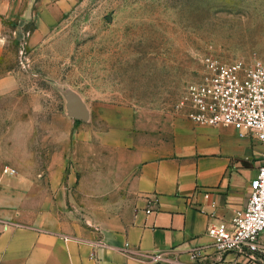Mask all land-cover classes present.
<instances>
[{
    "label": "crops",
    "instance_id": "0c3cea01",
    "mask_svg": "<svg viewBox=\"0 0 264 264\" xmlns=\"http://www.w3.org/2000/svg\"><path fill=\"white\" fill-rule=\"evenodd\" d=\"M35 5L0 0V59L11 34L36 17ZM17 89L15 72L0 73V264H148L150 254L171 249L177 263L151 264H264L219 255L206 232L210 223L229 226L245 207L259 163L256 138L181 112L116 107L88 124L68 122L52 134L60 140L50 151L34 150L28 129L12 136L2 107ZM68 186L93 206L81 217L68 207Z\"/></svg>",
    "mask_w": 264,
    "mask_h": 264
},
{
    "label": "rangeland",
    "instance_id": "374dc122",
    "mask_svg": "<svg viewBox=\"0 0 264 264\" xmlns=\"http://www.w3.org/2000/svg\"><path fill=\"white\" fill-rule=\"evenodd\" d=\"M34 10L0 59V73L13 71L18 81L2 106L12 136L28 129L34 150L50 151L60 140L52 134L68 122L88 124L107 109L180 112L176 104L205 75L206 57H264V0H37ZM67 91L84 104L86 120L68 114ZM74 191L68 186V207L81 217L93 206Z\"/></svg>",
    "mask_w": 264,
    "mask_h": 264
},
{
    "label": "built area",
    "instance_id": "2783aa9c",
    "mask_svg": "<svg viewBox=\"0 0 264 264\" xmlns=\"http://www.w3.org/2000/svg\"><path fill=\"white\" fill-rule=\"evenodd\" d=\"M205 75L188 85L176 110L192 122L201 125L229 126L239 136L256 138L260 145L259 163L249 182L245 207L237 211L230 225L208 224L211 247L219 255L229 252L264 263V57L246 64L242 60L220 62L206 57ZM6 173H14L5 167ZM200 248L190 252L197 258ZM177 263L173 249L167 253H152L148 264L160 261Z\"/></svg>",
    "mask_w": 264,
    "mask_h": 264
},
{
    "label": "water",
    "instance_id": "95a60500",
    "mask_svg": "<svg viewBox=\"0 0 264 264\" xmlns=\"http://www.w3.org/2000/svg\"><path fill=\"white\" fill-rule=\"evenodd\" d=\"M66 108L68 110V114L73 118L86 120L87 119V110L84 104L81 102L79 97L71 92H66Z\"/></svg>",
    "mask_w": 264,
    "mask_h": 264
}]
</instances>
